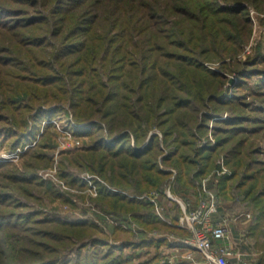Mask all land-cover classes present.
I'll return each instance as SVG.
<instances>
[{"label":"trees","instance_id":"obj_1","mask_svg":"<svg viewBox=\"0 0 264 264\" xmlns=\"http://www.w3.org/2000/svg\"><path fill=\"white\" fill-rule=\"evenodd\" d=\"M250 7L264 12V0H0V140L50 162L44 138L57 131L43 119L69 111L90 141L59 153L58 175L79 188L66 200L118 220L105 230L89 214L47 213L36 201L58 188L0 161V264H168L125 250L191 248L178 203L161 205L164 219L156 197L169 186L197 207L220 154L231 173L217 193L206 187L231 198L227 213L251 212L240 237L250 263L264 264V36L237 57L252 34ZM211 119L214 141L199 147ZM86 172L101 179L94 196Z\"/></svg>","mask_w":264,"mask_h":264},{"label":"rangeland","instance_id":"obj_2","mask_svg":"<svg viewBox=\"0 0 264 264\" xmlns=\"http://www.w3.org/2000/svg\"><path fill=\"white\" fill-rule=\"evenodd\" d=\"M250 15L251 19L253 22L252 25V34L249 39V42L244 44L242 51L237 54L238 58L245 59L247 54L251 52L252 46H254L257 42H259L264 36V12H260L255 10L253 7H250ZM205 64L213 69L219 70V62L218 61H212V60H206ZM227 82L231 83L235 79L234 74H227ZM227 112L226 110L222 113V117L226 116ZM221 116V115H220ZM214 118H217L215 116ZM72 119V114L67 111L66 113H61L57 116H53L51 118H45L43 119L44 122H53L55 124V129L57 131V134L54 133V130L50 132L48 135L45 136L44 141L49 145V148L40 149L52 153L50 162H46V160L42 158H34L33 154L29 155L26 154V152H22V150L18 151L14 155H10L13 150H9L7 148L6 143L2 142L0 140V161H3V163L7 164V167H12L14 168H19L22 171H27V172H33V171H39V174L49 180L51 184H54L55 187L58 188V191L61 193V196H54V197H46L45 200L42 201H36L35 206L37 208H41L43 211L49 213V212H61L65 214H74L77 217H84L85 214H89L93 220L101 227H103L105 230H108L114 222L117 220L114 219V216L109 213H101V211L89 207L88 209V204L87 200L84 201L83 203L87 208L85 207L84 209V204L79 207H75L72 205L71 202L67 201L66 198H69L71 201H75L76 198L74 197V194L72 193L76 192L79 188L77 186H72L67 183L66 179L63 177H60L57 173V164L59 161V153L61 150L66 151V153L71 154L73 153V150L76 148L83 147L84 145L88 144L90 141V136L89 134H77L71 127V121ZM213 120H209L208 126L205 130V132L201 133L198 138L196 139V145L197 146H203L206 143H210L214 141V136L211 132V127L213 125ZM153 130L151 132H156L159 137H161V131L157 127H153ZM36 140H34L31 143H28L26 146H32ZM161 147L162 142H159ZM72 151V152H71ZM30 163L29 166H26L27 163ZM4 164V165H5ZM3 165L0 166V172L3 171L1 169L6 168L3 167ZM175 175L176 170H173ZM231 169L230 167L225 163L224 156L222 154L218 155V157L213 160V167L211 168L210 171H208L201 179L205 178V184L208 188L213 190L214 192L216 191V185L219 177L224 174H230ZM86 183H87V190L90 195H96L97 193V186L93 180V178L100 179V177L96 174H93L91 172H86L84 175ZM174 177V176H173ZM101 180V179H100ZM166 195H158L156 197V200L160 199V204H158L159 209H156L157 213L161 216V218H168L167 216V211L166 209H162L161 205L163 206L165 204V207L167 208L168 206V199H172L173 201L177 202L180 211L178 210V214L181 213V202H183L186 206L187 209H189L190 206L192 205V200L193 197L188 195V198H184L181 193H176L173 190L169 188V186L166 187L165 189ZM217 193V192H215ZM218 195V194H217ZM73 197V198H72ZM219 198V208L218 211L215 215V217L225 215L229 217L230 219V225L232 226V233L235 232L238 234V237H240L239 232L240 230L245 231L248 229L250 220H251V212L246 209H240L237 213L236 212H226L227 206L231 203V198L227 199L224 197H221L218 195ZM188 202V204H187ZM191 208V207H190ZM118 221V220H117ZM124 226H129L125 222H122ZM178 224H179V218H178ZM137 233V228L135 229ZM163 233V230L160 228L152 229V234L154 235H161ZM139 235L138 234L134 236L133 240H137ZM164 235L167 236L168 240L173 241V236L171 231L166 232ZM240 240V239H239ZM241 241V240H240ZM251 241V240H250ZM127 252L125 253H134L136 255L133 260H138V259H143L150 257L153 253L158 252L159 254V259L158 261L160 262H166L168 264H174L176 260L180 259H186L190 264H200L201 262L205 264H213V263H207L204 258L201 259V255L198 252H193L192 255L186 256L182 255L184 252H186V249L183 250V248H178V246H160L158 249L154 248L153 246H148L145 248H137L136 250H125ZM132 251V252H130ZM260 251V250H259ZM255 252L254 254V259L256 257H259L257 254L258 251H253ZM251 253H246L245 257L247 260L251 261ZM170 262H169V261Z\"/></svg>","mask_w":264,"mask_h":264},{"label":"built area","instance_id":"obj_3","mask_svg":"<svg viewBox=\"0 0 264 264\" xmlns=\"http://www.w3.org/2000/svg\"><path fill=\"white\" fill-rule=\"evenodd\" d=\"M18 151V149H17ZM15 150L10 155L17 153ZM202 190L208 192V196L202 199L193 209H187L181 202L179 224L185 225L190 236L184 241L190 245L182 255L190 256L198 252L207 263L213 264H251L240 257V252L233 245H225L217 242V239L227 238L230 235V219L222 215L214 218L218 211L219 198L205 184V178L201 180ZM155 195L152 196L154 199ZM158 209V208H157Z\"/></svg>","mask_w":264,"mask_h":264},{"label":"crops","instance_id":"obj_4","mask_svg":"<svg viewBox=\"0 0 264 264\" xmlns=\"http://www.w3.org/2000/svg\"><path fill=\"white\" fill-rule=\"evenodd\" d=\"M216 213L213 215L214 218H218L219 217V214H218V217H215ZM230 228H231V232H230L229 237L217 239V242L220 243V244H225V245H233L235 247V249L240 252V257H242V259H244V260H246L248 262H251V261L247 260V258L245 257V254L246 253L249 254V253H251V251L248 250L246 245H244L243 240H241V237H238L237 233H235V232L232 233V226L231 225H230ZM239 234H240V232H239ZM178 248H183V247L178 246ZM184 249L185 248H183V250Z\"/></svg>","mask_w":264,"mask_h":264}]
</instances>
